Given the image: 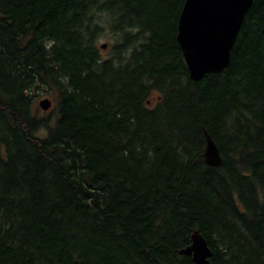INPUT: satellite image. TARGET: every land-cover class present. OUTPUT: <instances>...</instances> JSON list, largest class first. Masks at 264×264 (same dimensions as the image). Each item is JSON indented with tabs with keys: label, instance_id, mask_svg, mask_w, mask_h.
Masks as SVG:
<instances>
[{
	"label": "trees",
	"instance_id": "obj_1",
	"mask_svg": "<svg viewBox=\"0 0 264 264\" xmlns=\"http://www.w3.org/2000/svg\"><path fill=\"white\" fill-rule=\"evenodd\" d=\"M183 1L0 0V264H264V0L196 82Z\"/></svg>",
	"mask_w": 264,
	"mask_h": 264
},
{
	"label": "water",
	"instance_id": "obj_2",
	"mask_svg": "<svg viewBox=\"0 0 264 264\" xmlns=\"http://www.w3.org/2000/svg\"><path fill=\"white\" fill-rule=\"evenodd\" d=\"M253 0H184L177 20L176 42L184 59L188 76L196 82L209 74L224 71L237 39L244 17ZM101 48H105L103 45ZM46 112L51 107L48 99L38 103ZM203 161L209 167H219V150L205 133ZM180 253L190 256L193 264H212L211 251L198 233L191 235L190 246Z\"/></svg>",
	"mask_w": 264,
	"mask_h": 264
},
{
	"label": "rangeland",
	"instance_id": "obj_3",
	"mask_svg": "<svg viewBox=\"0 0 264 264\" xmlns=\"http://www.w3.org/2000/svg\"><path fill=\"white\" fill-rule=\"evenodd\" d=\"M111 44H112V42H111V40L107 36L101 38L100 41L98 42V45L99 46L105 45V48H102L104 55H106L108 53V51H109V49L111 47ZM43 99H48L51 102V107H52V96L50 94H47L46 95L45 93H43V94L38 95L34 99V103H35V105L37 106L38 109H40L39 106H38V103H39V101H41ZM152 101H154V99H152ZM51 107L49 108V110L46 111L47 113H48V111L50 112ZM39 111H40L41 114L42 113H45L41 109Z\"/></svg>",
	"mask_w": 264,
	"mask_h": 264
}]
</instances>
